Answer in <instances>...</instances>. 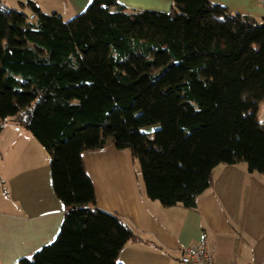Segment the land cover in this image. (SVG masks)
I'll return each mask as SVG.
<instances>
[{
    "label": "trees",
    "instance_id": "obj_1",
    "mask_svg": "<svg viewBox=\"0 0 264 264\" xmlns=\"http://www.w3.org/2000/svg\"><path fill=\"white\" fill-rule=\"evenodd\" d=\"M263 100L264 22L212 0H173L170 11L92 0L70 19L0 0V132L12 117L45 147L66 209L57 237L17 264H122L138 237L90 207L83 160L110 139L168 207H196L221 164L264 174Z\"/></svg>",
    "mask_w": 264,
    "mask_h": 264
},
{
    "label": "crops",
    "instance_id": "obj_2",
    "mask_svg": "<svg viewBox=\"0 0 264 264\" xmlns=\"http://www.w3.org/2000/svg\"><path fill=\"white\" fill-rule=\"evenodd\" d=\"M91 1L49 0L46 9L70 19ZM212 1L264 20V0ZM119 3L131 11H170L173 0ZM83 160L95 185L96 201L90 207L120 216L138 237L123 247L119 263L184 264L183 249L203 238L212 243L215 264L264 263V174L250 171L247 163L217 166L211 188L197 198L196 207L187 208L151 199L137 161L111 139L104 148L83 152ZM50 162L49 152L30 131L13 118L5 121L0 132V167L5 170L0 186V264L31 257L60 231L66 209L54 191Z\"/></svg>",
    "mask_w": 264,
    "mask_h": 264
},
{
    "label": "built area",
    "instance_id": "obj_3",
    "mask_svg": "<svg viewBox=\"0 0 264 264\" xmlns=\"http://www.w3.org/2000/svg\"><path fill=\"white\" fill-rule=\"evenodd\" d=\"M183 256L184 264H215L214 250L208 238L201 239L196 245L185 247Z\"/></svg>",
    "mask_w": 264,
    "mask_h": 264
},
{
    "label": "rangeland",
    "instance_id": "obj_4",
    "mask_svg": "<svg viewBox=\"0 0 264 264\" xmlns=\"http://www.w3.org/2000/svg\"><path fill=\"white\" fill-rule=\"evenodd\" d=\"M7 6H9L10 8H16V9H20V3H26L28 2L29 0H2ZM37 4H39V6L41 7H44L46 9V6H48L49 4V0H45L44 2L43 1H37V0H34ZM44 9V10H45ZM45 12L47 13H51L52 11H50V9H46ZM30 14V13H29ZM68 18V17H66ZM264 22V20H263ZM257 116H258V119H259V122L261 124V127L262 129L264 130V100L261 101L260 105H259V110H258V113H257ZM8 119H12V117L8 118ZM7 119V120H8ZM6 121V120H5ZM5 123V122H4ZM137 166L140 167L139 163L136 162ZM134 165V166H135ZM5 174V170L1 169L0 167V186H2L3 183H1L2 179L5 180V177H3Z\"/></svg>",
    "mask_w": 264,
    "mask_h": 264
}]
</instances>
